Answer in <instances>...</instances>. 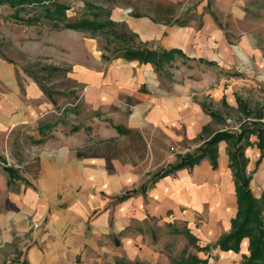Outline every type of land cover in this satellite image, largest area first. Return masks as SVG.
Returning <instances> with one entry per match:
<instances>
[{
	"label": "crops",
	"instance_id": "0c3cea01",
	"mask_svg": "<svg viewBox=\"0 0 264 264\" xmlns=\"http://www.w3.org/2000/svg\"><path fill=\"white\" fill-rule=\"evenodd\" d=\"M218 8L215 12L206 7L203 20L209 28L210 21L214 22L210 12L224 14L222 8L231 14L241 12L231 0ZM168 24L151 18L127 22L144 48L179 49L186 65L176 72L185 74L183 77L173 75L168 81L152 64L121 57L94 67L77 63L78 68L66 73L80 86L75 105H61L54 98L51 104L31 79L24 82L22 92L14 65L0 56V264H79L77 259H83L87 250H102L100 240L107 239L105 236H112L117 244L113 237L135 211L161 223L178 221L179 208L206 207L212 218L219 219L210 225L214 243L229 232L236 201L225 142L216 145L215 169L203 158L191 170L180 169L150 180L217 131L210 128L208 115L214 110L194 98L196 95L208 94L212 102L230 108L235 100L236 82L231 78L200 79L188 72L198 69L195 60L218 64L216 53L208 49L200 54L192 34H184L182 26ZM213 42L208 48L216 46L226 58L231 51L227 42ZM58 97L64 95L58 93ZM101 119L110 120L120 130V138L134 135L140 139V162L116 166L112 158L114 171L108 173L100 152L83 150L87 137L104 139ZM246 135L242 144H251L243 150L245 173L250 177L248 189L251 193L252 185L258 194L251 195L258 199L264 195V159L254 146L255 137ZM113 137L117 135L106 138ZM8 158L21 170L8 173ZM132 190L135 192L124 201L115 202L118 195ZM126 209L128 213H123ZM247 245V239H242L238 254L216 249L226 259L240 258L247 255ZM121 255L116 252L113 257L122 260Z\"/></svg>",
	"mask_w": 264,
	"mask_h": 264
},
{
	"label": "rangeland",
	"instance_id": "374dc122",
	"mask_svg": "<svg viewBox=\"0 0 264 264\" xmlns=\"http://www.w3.org/2000/svg\"><path fill=\"white\" fill-rule=\"evenodd\" d=\"M54 1L67 6L65 10L67 21L77 19L81 15L90 18L87 5L99 6L103 10H107L110 19L118 23L123 22L127 28L128 21L141 23L146 18L170 23L168 26L176 25L172 21L174 18L183 20L185 23L182 26L185 30L184 34L193 35L195 38L193 45L198 46L199 53L203 54L206 50L212 49L211 51L216 53L218 60V64H207L195 60L198 69L191 68L188 72H193L192 74L200 79L204 76L208 78L223 76L226 80L231 78L236 82V90L233 94L234 108L228 107L226 103L212 102L208 94L201 93L194 97L219 115L217 120L212 119L210 128L237 136L242 129H255L259 120H264V0H231L241 12L237 11V13L231 14L222 8L221 11L225 13L215 14L217 21H210L211 28L203 20V15L207 10L206 0ZM216 1L217 4H215ZM215 3L214 0H210L209 6L217 12L218 7L221 8V5L224 7L227 0H215ZM13 12L14 9L7 4H0V56L14 65L16 80L22 92L24 82L32 80L31 77L34 76L52 92V99L54 98L61 105H75L78 100L80 86L66 74L73 67L78 68L77 63L94 67L99 62L106 64L111 59L119 57L120 51L126 47L144 48V43L134 32H132L135 34L134 38H121L103 31H76L63 28L60 24L55 25L40 16L41 9L35 5L26 7L25 11H19L18 16L13 15ZM31 15H36L37 19L28 23L26 18ZM115 29L118 32L122 30L119 25L115 26ZM215 29L216 32H214ZM196 37H198V41L195 42ZM212 40L214 44H218L219 40L227 42V48L231 51L227 53L226 58L222 57L223 54L220 56L216 46L208 48ZM86 43L90 46H87ZM97 56L99 57L98 61L95 59ZM182 64L186 65V60L175 56L169 62H162L158 70L161 71L162 77L171 81L173 75L176 77L185 75L176 72L178 67H184ZM71 87L72 89H69ZM58 93L63 94L64 98H59ZM240 106L244 109L242 110ZM68 109L74 110L69 107ZM100 123L105 129L103 130L104 139L95 141L93 138L87 137L83 150L88 154L100 152L104 156L105 169L108 173L114 171L112 158H115L116 166H121L126 162L135 165L141 161L140 157L143 152L138 137L130 135L120 138L119 129L113 126L110 120L101 119ZM238 125L240 132L237 134L232 129ZM87 129L90 131V128ZM75 130V128L71 129V131ZM114 133L117 135L116 138H106ZM243 137L247 138L248 136ZM5 168L10 171L21 170L20 165L9 158L6 160ZM251 189L253 196L258 194L252 185ZM134 192V190L126 191L117 197L126 193H129V196ZM117 197L115 202H119ZM128 210L122 212L126 213ZM209 212L206 207L196 210L183 207L178 210V221L168 220V222L159 223L157 219L144 215L143 212L135 211L128 218L125 216L127 219L125 224H121L122 230L113 237L117 244L114 245L112 236H105L104 238L107 239L100 240L102 250H87L83 259H77L78 263L115 264L116 260L113 256L117 252L122 254L121 259L125 264L134 262L171 264L172 259H185L188 264H193L190 261V256L206 259V264H240V258L237 256L226 259L217 253L216 248L212 249L214 234L210 230V225L218 222L219 219L212 218ZM183 228L188 229L197 238V246L207 245L211 249L206 252H197L183 234H178V231H182Z\"/></svg>",
	"mask_w": 264,
	"mask_h": 264
},
{
	"label": "trees",
	"instance_id": "16d2710c",
	"mask_svg": "<svg viewBox=\"0 0 264 264\" xmlns=\"http://www.w3.org/2000/svg\"><path fill=\"white\" fill-rule=\"evenodd\" d=\"M45 2V3H44ZM210 0H206V7L208 8ZM7 4L14 9L13 15L18 16L19 11H25L26 7L32 5L39 6L41 9L40 16L53 22L55 25L60 24L63 28L76 30V31H103L108 34H112L116 37H135L123 22H115L109 18V12L103 10L99 6L87 5V12L91 16L90 18L81 15L79 18L72 21L66 20L65 10L67 6L54 0H0V4ZM136 15V14H135ZM214 21H217L215 15L210 12ZM138 16V15H136ZM27 19L28 23L36 21V15H31ZM178 26H184L183 20H173ZM218 24V23H217ZM120 26L122 30L119 32L115 29V26ZM219 25V24H218ZM174 55L184 57V54L177 48L168 50H153L143 47H126L120 51L119 57L126 60H136L139 63H150L154 66L155 70H158L162 65V62H169L173 59ZM202 60V59H200ZM206 63H210L206 61ZM57 70L59 68H51ZM32 80L38 85L45 97L53 104L52 92L43 86L34 76ZM242 107V106H240ZM244 109L243 107L241 108ZM208 115L211 119L217 120L218 115L214 112L208 111ZM255 125V129L244 128L241 133L234 136L226 131H216L213 133L207 141L201 146L196 148L194 152L187 154L180 161L161 173L155 174L152 177V181L169 175L173 171L180 169L191 170L196 166L200 160L207 158L210 168L213 170L216 167V145L219 142H225L228 150L226 152L228 158V169L231 172L234 182V194L236 201V213L234 218L230 222V230L227 234H224L218 238V240L212 245V248H217L221 252L231 251L234 254H238L239 243L242 239H247V255L240 256V264H264V216L263 212V196L258 199L252 197L248 184L250 181L249 175L245 173L246 159L243 156V150L251 143H241L243 136L246 134L253 135L255 137V148L259 151L260 157L264 159V125L260 122ZM120 133V130L118 131ZM78 157L81 155L76 153ZM109 170V166L107 168ZM10 173V169L5 168ZM140 191H144V187L140 188ZM129 193L123 196L117 197V201H124ZM178 234L183 236L191 243L193 248L197 252H206L210 249L209 246L199 247L196 245V238L189 232L188 229L183 228L182 231H178ZM190 261L193 264H206V259H199L195 256H190ZM185 259L171 260V264H188ZM115 264H125L123 260H116ZM128 264V263H127ZM133 264H141L134 262Z\"/></svg>",
	"mask_w": 264,
	"mask_h": 264
},
{
	"label": "built area",
	"instance_id": "2783aa9c",
	"mask_svg": "<svg viewBox=\"0 0 264 264\" xmlns=\"http://www.w3.org/2000/svg\"><path fill=\"white\" fill-rule=\"evenodd\" d=\"M259 122L262 123V124H264V120H259ZM238 128H239V125L236 126V127H234L232 130L238 134V133L240 132V130H239ZM233 131H232V132H233ZM233 134H234V133H233Z\"/></svg>",
	"mask_w": 264,
	"mask_h": 264
}]
</instances>
